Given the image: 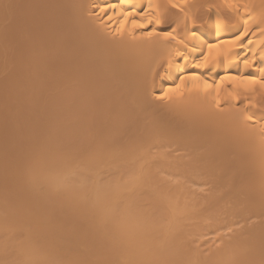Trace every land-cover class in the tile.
<instances>
[{"label":"bare ground","instance_id":"obj_1","mask_svg":"<svg viewBox=\"0 0 264 264\" xmlns=\"http://www.w3.org/2000/svg\"><path fill=\"white\" fill-rule=\"evenodd\" d=\"M261 81L264 0H0V264H264Z\"/></svg>","mask_w":264,"mask_h":264},{"label":"snow or ice","instance_id":"obj_2","mask_svg":"<svg viewBox=\"0 0 264 264\" xmlns=\"http://www.w3.org/2000/svg\"><path fill=\"white\" fill-rule=\"evenodd\" d=\"M134 26H135V22H134ZM140 26L142 27L143 25H140ZM212 49H213V45H209L210 52L212 51ZM205 59H207V57H205ZM260 84H261V87L264 88V81H261Z\"/></svg>","mask_w":264,"mask_h":264}]
</instances>
